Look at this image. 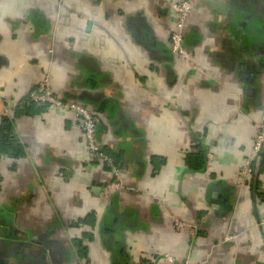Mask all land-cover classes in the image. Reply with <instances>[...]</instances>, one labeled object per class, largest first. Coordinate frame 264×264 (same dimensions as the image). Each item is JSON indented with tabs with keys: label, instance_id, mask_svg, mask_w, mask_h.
Wrapping results in <instances>:
<instances>
[{
	"label": "crops",
	"instance_id": "0c3cea01",
	"mask_svg": "<svg viewBox=\"0 0 264 264\" xmlns=\"http://www.w3.org/2000/svg\"><path fill=\"white\" fill-rule=\"evenodd\" d=\"M188 1L186 63L166 0H0V264H264V148L239 183L264 121V0ZM46 73L93 114L119 189L70 112L26 103Z\"/></svg>",
	"mask_w": 264,
	"mask_h": 264
},
{
	"label": "built area",
	"instance_id": "2783aa9c",
	"mask_svg": "<svg viewBox=\"0 0 264 264\" xmlns=\"http://www.w3.org/2000/svg\"><path fill=\"white\" fill-rule=\"evenodd\" d=\"M170 9L173 28L169 36L170 52L178 59L188 63L190 53L183 46V31L186 20L191 13L192 6L188 0H166ZM29 102L36 105H43L55 110H64L72 114L78 129L81 132L86 149L92 160L105 165L109 170L110 180L104 187L105 196L112 190L120 187L119 170L113 165L112 160L105 154L103 148L96 141V120L93 114L83 105L68 102L55 96L50 88L49 74H43L37 85L25 96ZM264 148V121L256 125V132L251 144L249 155L245 158L240 171V184H245L246 180L255 172L254 161L260 156ZM210 159V154H206V160ZM207 163V162H206ZM238 185V182H237ZM175 230L186 227L185 222L174 218L172 220ZM195 227L191 226L190 235L194 236ZM171 260V258H169ZM143 264V263H135Z\"/></svg>",
	"mask_w": 264,
	"mask_h": 264
},
{
	"label": "trees",
	"instance_id": "16d2710c",
	"mask_svg": "<svg viewBox=\"0 0 264 264\" xmlns=\"http://www.w3.org/2000/svg\"><path fill=\"white\" fill-rule=\"evenodd\" d=\"M25 100H26V103L27 104H29L28 106H30V105H34V103H31V102H29L28 101V99L25 97ZM44 107H47L46 105L44 106ZM5 123V122H4ZM196 141V147H198V148H200V145H199V143H197L198 141L197 140H195ZM19 147V146H18ZM200 150V153H199V155L197 156V158L199 157V162L197 163L198 165H197V167L196 166H194L195 168H193V169H195V170H198V169H202L205 165H206V162H207V160H206V154H204L203 152H202V150H201V148L199 149ZM187 161V164H190V166H192V162L191 161H189V160H186ZM253 166V168L255 169V167H254V164L252 165ZM252 177L253 178H256V170H255V174H253L252 175Z\"/></svg>",
	"mask_w": 264,
	"mask_h": 264
},
{
	"label": "flooded vegetation",
	"instance_id": "af4514ba",
	"mask_svg": "<svg viewBox=\"0 0 264 264\" xmlns=\"http://www.w3.org/2000/svg\"><path fill=\"white\" fill-rule=\"evenodd\" d=\"M244 25L245 26H241L243 28L242 32L244 33H250V27H248V23H249V20L248 19H244Z\"/></svg>",
	"mask_w": 264,
	"mask_h": 264
},
{
	"label": "water",
	"instance_id": "95a60500",
	"mask_svg": "<svg viewBox=\"0 0 264 264\" xmlns=\"http://www.w3.org/2000/svg\"><path fill=\"white\" fill-rule=\"evenodd\" d=\"M2 229H4V228H0V232L2 231Z\"/></svg>",
	"mask_w": 264,
	"mask_h": 264
}]
</instances>
